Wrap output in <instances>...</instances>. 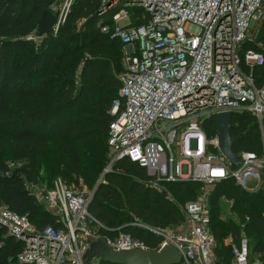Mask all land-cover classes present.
Returning <instances> with one entry per match:
<instances>
[{
    "label": "built area",
    "instance_id": "1",
    "mask_svg": "<svg viewBox=\"0 0 264 264\" xmlns=\"http://www.w3.org/2000/svg\"><path fill=\"white\" fill-rule=\"evenodd\" d=\"M73 2L63 0L55 10L58 26ZM100 2L98 16L121 8L100 31L120 43L122 58L118 98L108 110L107 164L97 185L105 183L117 163L136 164L146 175L136 181L172 203L182 222L158 228L133 216L127 226L157 238L155 246L129 234L108 236L114 230L88 210L96 187L86 190L56 178L50 186L32 183L26 189L56 216L58 228H38L4 206L0 228L22 244L16 257L19 264H85L99 239L115 252L170 248L181 257V264H218L207 188L229 181L253 191L264 175V73L255 75L257 68H264V56L255 49L242 50L255 40L254 29L264 19V0ZM221 113H248L256 118L261 155L241 152L236 155L238 165L229 164L216 134L209 137L204 128L206 120ZM180 183L200 186L195 200L176 199L170 186ZM219 199L232 208L228 197ZM235 221L239 239L235 242L229 236L232 259L228 264H262L250 261L245 222Z\"/></svg>",
    "mask_w": 264,
    "mask_h": 264
},
{
    "label": "trees",
    "instance_id": "2",
    "mask_svg": "<svg viewBox=\"0 0 264 264\" xmlns=\"http://www.w3.org/2000/svg\"><path fill=\"white\" fill-rule=\"evenodd\" d=\"M58 3L0 0V207L26 217L38 228H58V219L26 189L25 181L37 184L51 180L45 183L50 186L61 178L68 185H76L84 173V184L93 189L107 164L108 110L118 98L121 85L116 71H121L122 46L100 31V26L109 25L121 8L98 16L100 0H74L57 31L36 38L39 17ZM260 32L261 44L254 40L244 44L243 50L255 49L264 56V19ZM263 73L264 68L255 70L256 76ZM262 123L264 130V118ZM230 125V136L241 137L232 146L235 155H261V134L255 117L232 114ZM204 128L209 137L215 136V119L206 120ZM52 146L57 147L58 157L45 160L42 156ZM41 169L45 177L39 180ZM145 177L136 164L126 160L117 163L113 173L105 176V184L96 189L88 210L106 228L114 230L107 232L108 236L129 234L155 246L157 238L127 226L131 216L158 228L176 226L183 218L161 194L136 181ZM170 188L180 202L195 200L200 193L196 183ZM221 196L233 199V207L245 210L239 212V221L245 222V232L251 239L249 249L264 256V189L248 193L227 181L216 185L215 197ZM213 207L211 212L217 213L218 206ZM215 221L213 215L211 230L217 263L228 264L232 253L222 242L227 236L237 242L239 226L232 219L224 224ZM22 249L20 242L0 228V264H19L16 257ZM261 257L249 254L251 262L262 263ZM97 264L110 263L101 260Z\"/></svg>",
    "mask_w": 264,
    "mask_h": 264
},
{
    "label": "water",
    "instance_id": "3",
    "mask_svg": "<svg viewBox=\"0 0 264 264\" xmlns=\"http://www.w3.org/2000/svg\"><path fill=\"white\" fill-rule=\"evenodd\" d=\"M56 26V28H54ZM57 14L45 10L39 17L35 37L42 39L52 31L58 29ZM116 75L119 72L116 71ZM216 137L219 142V150L232 167L239 163L237 156L232 152V146L240 140V136H230V114L221 113L215 118ZM96 191V190H95ZM99 257L103 262L110 264H181V257L170 248H163L160 251H121L115 252L106 245L103 239H99L91 247L85 264Z\"/></svg>",
    "mask_w": 264,
    "mask_h": 264
},
{
    "label": "rangeland",
    "instance_id": "4",
    "mask_svg": "<svg viewBox=\"0 0 264 264\" xmlns=\"http://www.w3.org/2000/svg\"><path fill=\"white\" fill-rule=\"evenodd\" d=\"M60 1V3H62V1L63 0H59ZM60 3H58V4H52L51 6H50V8H49V10L54 14L55 13V10L57 9V8H59V6H60ZM260 26H261V24H259L258 26H256V28L254 29V39H255V41L256 42H258V39L260 38V36H263V34L260 32ZM259 43V45L261 44V42H258ZM258 46V45H257ZM258 47H260V46H258ZM243 50V49H242ZM57 147L56 146H52L49 150H48V152L47 153H45V154H43V158L45 159V160H50V158H57L58 157V152H57ZM103 171V170H102ZM102 171L100 172V174H99V176H98V178H97V180H96V182H95V185H94V187H96L95 188V190L98 188V186L99 185H101L102 183H100L99 185H97V183L98 182H100V177H101V174H102ZM187 172V167L186 166H183L182 167V173L183 174H185ZM84 173H82V175H80L79 176V178H78V183L76 184V185H78V186H81V188L82 189H86V190H92V189H89L85 184H84V182H83V179H84ZM45 177V174H44V171H43V169H41L40 170V173H39V180H41V178H44ZM42 180H44V179H42ZM51 181V180H50ZM49 180H44V181H37L39 184H41V183H48V182H50ZM104 181H105V179H104ZM105 184V183H104ZM31 185H32V183H31V181H25V187L26 188H29V189H31ZM93 187V188H94ZM224 190H226L227 188H226V186L223 188ZM254 189L255 190H253V191H251V190H245L246 192H248V193H250V192H255V191H258V190H260V189H264V175H263V178H262V182L261 183H259L257 186H255L254 187ZM207 190H209V193H211V197H210V206L212 207V206H218L217 207V213L216 212H211V215L213 216H215L216 217V221L215 222H220V223H222V224H224V223H226V222H228V221H230L231 219H232V216H231V214H233V219L232 220H237V221H239V219H241V216H240V214H239V212L240 211H243V212H245V210H240V209H238V208H235V207H233L234 206V200L233 199H231V198H229L230 200H232V202H233V205H232V208H229V207H226V206H223L222 204H221V201H220V199L219 198H217V197H215V191H216V186L215 187H213V186H210V187H208L207 188ZM172 193H173V191H172ZM173 195H174V193H173ZM175 196V195H174ZM176 197V196H175ZM176 199L178 200V198L176 197ZM171 205H173L172 203H170ZM213 207V208H214ZM216 211V210H215ZM216 214V215H215ZM132 217L133 216H131V219H132ZM228 239H229V236H227L225 239H224V241L222 242L224 245H228L229 246V243H228ZM249 240H251L250 238H249ZM221 243V244H222ZM263 248H264V241H263ZM251 250V253H250V257H252V258H260L261 256V260H262V263L264 264V256L261 254H259L256 250H253V248L252 249H250ZM229 257H230V253H229V256L227 257V259H229ZM99 261H101V258H99V257H96V258H94V259H92V260H90L89 262H91V264H97V262H99ZM227 263V262H226ZM225 263V264H226Z\"/></svg>",
    "mask_w": 264,
    "mask_h": 264
}]
</instances>
